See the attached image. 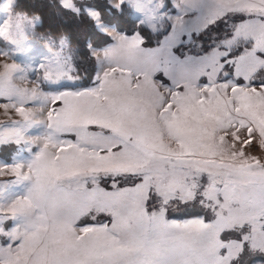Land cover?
<instances>
[{
    "label": "snow or ice",
    "instance_id": "snow-or-ice-1",
    "mask_svg": "<svg viewBox=\"0 0 264 264\" xmlns=\"http://www.w3.org/2000/svg\"><path fill=\"white\" fill-rule=\"evenodd\" d=\"M110 5L135 14L131 34L89 0H62L111 40L87 45L98 64L87 86L66 39L25 68L15 57L31 51L35 24L0 21L12 46L0 55L13 61L0 64V109L19 117L0 120V145L39 148L0 163V177L14 178L0 179V264H241L264 254V159L245 152L254 135L264 145V0H173L174 14L164 0ZM221 24L205 51L194 37ZM25 180L26 194L9 191ZM181 204L206 216L170 219Z\"/></svg>",
    "mask_w": 264,
    "mask_h": 264
},
{
    "label": "rangeland",
    "instance_id": "rangeland-1",
    "mask_svg": "<svg viewBox=\"0 0 264 264\" xmlns=\"http://www.w3.org/2000/svg\"><path fill=\"white\" fill-rule=\"evenodd\" d=\"M35 0H11L12 7L5 11L3 9V4L9 2V0H0V21H3L6 16L12 15L15 17L17 14H24L27 16L29 20H31L35 27L33 30H30L28 33V39L25 41V46L30 48L31 51L25 52L22 54H18L15 57V61L17 63H21L25 68L28 67V62H38L44 57H48L52 55L54 52L58 50L59 42L62 38L66 39L69 42V45L66 47H70L71 54L73 55V75H79L81 77L80 83L82 84L84 78L86 75L80 76V74L90 73V75H94L96 69L98 68V64L96 60L89 56L87 45L91 44L95 48H101L104 45H98L97 42H101L98 36L96 35L97 32H99L95 26L87 19V22L84 21L85 24H80L82 15L77 16L71 9H65L62 7V0H52L55 4H51L53 7H55V12L52 11V8L50 7H44L46 10V22L47 25H49L48 22H53V24H56V33H52L49 30L45 31H39L37 29V25H39L42 22V17L36 13V6L34 2ZM51 1V0H50ZM51 1V2H52ZM110 4V0H106ZM30 2V4H29ZM53 3V2H52ZM89 3L91 5H94L96 7V10L100 12L101 19L104 20V17L101 14L100 9L98 6H101L102 8L105 7L101 0H89ZM164 3L168 5V11L171 14H174V11H172V0H164ZM80 0H73V7L79 6ZM22 5L26 8H31V10L24 11L22 8ZM111 6V5H110ZM57 8V10H56ZM55 14L62 20V23H59L58 21L52 20L51 15ZM106 17H108V14H106ZM135 16V14H131ZM136 17V16H135ZM106 21V20H105ZM109 22V21H106ZM112 27L115 28L116 31H122L126 32L127 30H121V28L117 25V22H109ZM64 24H69V26L72 28V32L75 33L76 37L73 39L77 43H72L70 40V35L66 32H63L62 27L60 26ZM2 26V24H0ZM68 26V25H67ZM127 29V27H125ZM127 33V32H126ZM131 34V33H129ZM219 36H223V34H219ZM152 39H156V35L152 33ZM216 35H213L210 39V44L213 42ZM196 37H194L195 39ZM197 44L202 46V43L197 41ZM147 46V45H146ZM12 46L10 44H5L2 39H0V50L2 49H10ZM194 51H196L195 46L193 45L191 47ZM193 51V52H194ZM80 56H83V60ZM4 62L11 63L13 62L12 59H7L0 55V64H3ZM95 65V71L93 69V66ZM92 66V67H91ZM82 68V69H81ZM91 69V70H90ZM93 70V71H92ZM82 71V72H81ZM94 72V73H93ZM80 73V74H79ZM92 75V76H93ZM91 77V76H90ZM157 79L163 80L165 83H169L166 78H164L162 75L158 74L156 77ZM31 79H35V77H31ZM16 83L24 88V87H32L33 85L27 81L24 80H17ZM45 90H48V86L45 85ZM9 117H12L14 119H19L17 115L14 114V112L10 111L7 115L4 113L3 109H0V120L7 121ZM240 131L241 138H246V133L243 129ZM43 128L40 127H33L26 131L25 135L27 137H33L37 136L40 133H42ZM74 139V137H69ZM227 140H230L231 137H226ZM239 146V145H238ZM39 148L36 145H28L26 143L23 144H17V143H7L0 145V163L3 164H13L14 162L24 163L26 161H30L34 156L38 153ZM245 152L248 155L255 156L260 159H264V145L260 144L258 135H254L250 144L248 146H245ZM2 180H9L14 179L13 177H0ZM31 186V181L25 180L21 184H16L12 188L9 189L10 192L15 193L16 196H22L26 194L27 188ZM107 187V185H102ZM124 186V185H121ZM206 216V213L203 209L199 207V205H188L185 206L183 204L177 206L175 210H170L168 213V217L170 219H176V220H184L191 216ZM207 218V217H206ZM13 226V221L9 220L5 222L2 227L5 231L9 230ZM4 242V237L0 236V243ZM241 264H264V254L255 253L252 255H245L242 257Z\"/></svg>",
    "mask_w": 264,
    "mask_h": 264
},
{
    "label": "trees",
    "instance_id": "trees-1",
    "mask_svg": "<svg viewBox=\"0 0 264 264\" xmlns=\"http://www.w3.org/2000/svg\"><path fill=\"white\" fill-rule=\"evenodd\" d=\"M51 1L50 0H35L34 1L35 3H33V4L38 6L36 8V13H38L42 17V22L39 25H37V29L39 31H42V32L45 30H49L52 33H56L57 32L56 31L57 25L53 24V22H48L49 25H47V22H46V16L47 15H46V10L44 9V7H50V8H52V11L55 12V7H53L51 5V4H55V3H54V1H52L53 3ZM101 1L104 4H106V5H104L105 7H103V8L101 6H98V8L101 11L102 16L104 17V20L109 21V22H117V25L121 28V30H123V31L127 30L126 31L127 33H132L136 29L137 25H136V17L135 16L129 14L128 12H125L124 14H122V13L118 12L115 8L111 7L110 4L106 0H101ZM29 4H30V2H29ZM22 8L24 9V11H28V12L31 10V8H26L23 5H22ZM56 10H57V8H56ZM105 13L108 14V17H106ZM51 17H52V20H55V21H58L59 23H62L61 22L62 20H60V18L58 16H56L55 14H52ZM81 18L82 19H81L80 24H82V23L85 24L84 21L87 22L88 18L85 15H83V17H81ZM60 26L62 27L63 32H66L70 35V38H71L70 40L72 41V43H77L76 41L73 40L76 37V35L74 32H72V28L69 26V24H64V26L60 24ZM125 27H127V29ZM140 31H141V34L145 36L146 40L154 41L151 37L152 33L148 29L144 28V29H141ZM224 31H225V28L221 24L218 27L213 28L210 32L196 37L195 40H196V42L197 41L201 42L202 47L206 51L210 45V41L212 40L210 38L213 35H216V37L214 39L219 40L222 38V36H219V34L220 33L224 34ZM96 35L98 36V38H101L100 39L101 42H97L98 45H106V44H109L111 42L110 38L108 36H105L101 32H97ZM147 46H151V45H147ZM191 50L194 51L192 48H191ZM194 52H196V51H194ZM80 57L83 60L84 57L83 56H80ZM93 69L95 71V65L93 66ZM82 75H86V77L84 78ZM92 75H90V73H88V72L85 74H80V76H82L84 78L82 85L87 86L89 84V78H91Z\"/></svg>",
    "mask_w": 264,
    "mask_h": 264
},
{
    "label": "crops",
    "instance_id": "crops-1",
    "mask_svg": "<svg viewBox=\"0 0 264 264\" xmlns=\"http://www.w3.org/2000/svg\"><path fill=\"white\" fill-rule=\"evenodd\" d=\"M172 4H173V0H172ZM172 11H175L174 9H172ZM240 131H242V130H240ZM197 216H200V215H196V216H191V217H188V218H186V219H192V218H195V217H197ZM185 220V219H184Z\"/></svg>",
    "mask_w": 264,
    "mask_h": 264
}]
</instances>
